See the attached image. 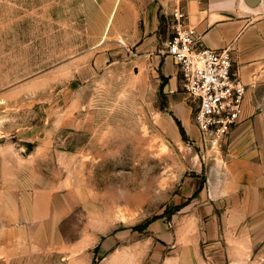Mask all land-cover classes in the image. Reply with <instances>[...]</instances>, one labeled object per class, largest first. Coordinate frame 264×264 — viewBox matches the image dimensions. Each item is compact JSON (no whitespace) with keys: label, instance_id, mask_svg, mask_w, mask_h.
I'll use <instances>...</instances> for the list:
<instances>
[{"label":"rangeland","instance_id":"374dc122","mask_svg":"<svg viewBox=\"0 0 264 264\" xmlns=\"http://www.w3.org/2000/svg\"><path fill=\"white\" fill-rule=\"evenodd\" d=\"M135 2L0 0V217L17 205L30 217L49 190L68 203L59 230L83 246L81 264H264V187L233 181L211 198L226 142H205L178 82L192 124L180 134L138 48ZM161 15L163 57L172 27ZM254 100L251 144L264 145V84Z\"/></svg>","mask_w":264,"mask_h":264},{"label":"crops","instance_id":"0c3cea01","mask_svg":"<svg viewBox=\"0 0 264 264\" xmlns=\"http://www.w3.org/2000/svg\"><path fill=\"white\" fill-rule=\"evenodd\" d=\"M135 1L140 28L138 48L143 57L153 56L159 73L167 79L164 88L170 97L169 108L184 128L192 125L191 112L183 99L173 95L179 82L177 68L171 57H162L154 48L160 15L169 14L180 3L203 46L212 49L231 46L234 68L246 84L247 93L241 121L226 140L223 164L213 167L207 175L209 194L211 198L225 194L233 181L240 180L252 179L257 186L264 187V145L251 144L253 123L261 120L254 115L257 106L254 93L264 84V0ZM66 205L52 191L40 190L33 196L30 217L21 205L14 207L10 215L0 217V264H81L78 253L83 246L66 245L59 230ZM88 251L87 263L92 256Z\"/></svg>","mask_w":264,"mask_h":264},{"label":"built area","instance_id":"2783aa9c","mask_svg":"<svg viewBox=\"0 0 264 264\" xmlns=\"http://www.w3.org/2000/svg\"><path fill=\"white\" fill-rule=\"evenodd\" d=\"M168 16L172 34L164 41L162 54L177 68L180 90L195 107L192 120L201 137L219 149L241 121L247 86L234 68L230 45L203 46L180 3Z\"/></svg>","mask_w":264,"mask_h":264},{"label":"trees","instance_id":"16d2710c","mask_svg":"<svg viewBox=\"0 0 264 264\" xmlns=\"http://www.w3.org/2000/svg\"><path fill=\"white\" fill-rule=\"evenodd\" d=\"M163 20H164L163 15H160V22H162ZM162 77H163V82L164 83L161 85V88H160L161 91L164 89V85H165L166 80H167L164 76H162ZM170 114L173 116V118H174V120H175V122H176V124H177V126L179 128L180 134L185 139V137H186V131H185V128L183 127L181 121L175 115H173V113H170ZM205 182H206L205 175H202V185L200 186V188L196 192L200 191L203 188V185H204ZM181 208H182V205H176L173 208V211H171V212L165 211L164 214L167 215V216H170L171 214L175 213L176 211L180 210ZM157 218H159V216H154L151 219L147 220L144 223V225H137L135 228H137V229L140 228L141 230H143V229L147 228Z\"/></svg>","mask_w":264,"mask_h":264}]
</instances>
